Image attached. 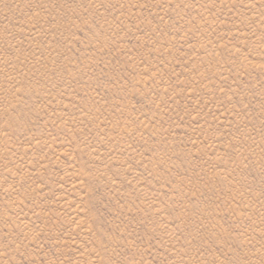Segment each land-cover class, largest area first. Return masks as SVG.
Here are the masks:
<instances>
[{
    "label": "rangeland",
    "instance_id": "1",
    "mask_svg": "<svg viewBox=\"0 0 264 264\" xmlns=\"http://www.w3.org/2000/svg\"><path fill=\"white\" fill-rule=\"evenodd\" d=\"M0 264H264V0H0Z\"/></svg>",
    "mask_w": 264,
    "mask_h": 264
}]
</instances>
